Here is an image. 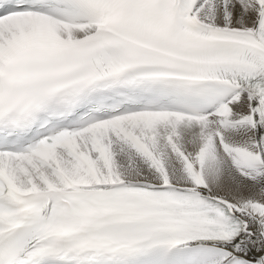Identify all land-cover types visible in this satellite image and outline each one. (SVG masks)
<instances>
[{
	"label": "snow or ice",
	"instance_id": "6c2138e0",
	"mask_svg": "<svg viewBox=\"0 0 264 264\" xmlns=\"http://www.w3.org/2000/svg\"><path fill=\"white\" fill-rule=\"evenodd\" d=\"M0 264H264V0H0Z\"/></svg>",
	"mask_w": 264,
	"mask_h": 264
}]
</instances>
